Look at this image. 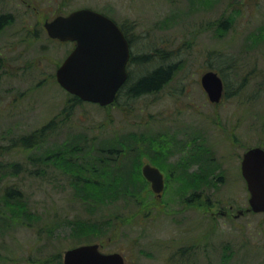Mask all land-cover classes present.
<instances>
[{
    "label": "rangeland",
    "instance_id": "374dc122",
    "mask_svg": "<svg viewBox=\"0 0 264 264\" xmlns=\"http://www.w3.org/2000/svg\"><path fill=\"white\" fill-rule=\"evenodd\" d=\"M84 6L133 30L129 79L105 107L57 83L72 45L42 29ZM1 15L0 264H63L89 242L125 264H264V213L234 216L248 207L242 156L264 148V0H0ZM160 65L173 72L158 89L130 91ZM209 69L225 85L217 103L200 84ZM63 155L104 168L113 197L87 195L74 174L88 170ZM145 163L163 172L158 199Z\"/></svg>",
    "mask_w": 264,
    "mask_h": 264
},
{
    "label": "water",
    "instance_id": "95a60500",
    "mask_svg": "<svg viewBox=\"0 0 264 264\" xmlns=\"http://www.w3.org/2000/svg\"><path fill=\"white\" fill-rule=\"evenodd\" d=\"M44 27L51 38L76 41L55 70L58 84L81 100L101 106L112 103L127 78L129 58L127 40L116 23L97 11L81 8L46 21ZM200 83L211 102L220 101L223 81L216 71H205ZM141 171L159 197L164 186L162 172L149 163ZM241 174L249 192L248 209L264 212V148L254 146L244 152ZM63 264H125V259L120 252H102L94 242L66 249Z\"/></svg>",
    "mask_w": 264,
    "mask_h": 264
},
{
    "label": "trees",
    "instance_id": "16d2710c",
    "mask_svg": "<svg viewBox=\"0 0 264 264\" xmlns=\"http://www.w3.org/2000/svg\"><path fill=\"white\" fill-rule=\"evenodd\" d=\"M8 19L10 20V17L7 18V16H0V29L2 28L3 25L8 23ZM148 56V55H145ZM173 68L171 65H160L156 67L154 70L150 71L148 74L141 76L131 87V92H134V94H141V93H146L152 90H156L160 87L161 84H163L172 74ZM76 104L81 103V101L77 97H73ZM50 126H44L40 129H38L33 135L29 137H24L21 139L23 145L25 146L27 141H31L28 143L30 146L33 145V142H37L39 140L44 139L51 129L49 128ZM110 152V151H108ZM58 159H60L59 155H57ZM65 157L64 155L62 156ZM68 156L65 158L67 159ZM69 159V165H74L78 167L77 169H87L88 172L85 173L87 174L86 177L81 176L79 174L80 171H75V176L74 179L77 182L82 183V187L86 188L87 195L88 193H91L93 196H91L93 199L97 198L98 201L102 202L104 198H112L113 197V190H114V185L112 179H109L107 183H103L104 180V174L105 170L104 168L98 167L96 164L91 163L92 167H88L87 164H83L79 159H74V157H68ZM68 165V164H67ZM122 182V180H121ZM14 188L11 190V188L6 189V194L11 195L13 193ZM16 190V194H19ZM14 196V195H11ZM88 238V240L95 239L93 237ZM89 235V233H87Z\"/></svg>",
    "mask_w": 264,
    "mask_h": 264
},
{
    "label": "flooded vegetation",
    "instance_id": "af4514ba",
    "mask_svg": "<svg viewBox=\"0 0 264 264\" xmlns=\"http://www.w3.org/2000/svg\"><path fill=\"white\" fill-rule=\"evenodd\" d=\"M20 2H25V0H19ZM81 8H89V9H92V10H95V11H98V12H100V13H102V14H104V15H106V16H108V17H110L106 12H103V11H100V10H97V9H95V8H91V7H87V6H84V7H79V8H76V9H81ZM76 9H72V10H70V11H68L67 13H57V14H55L52 18H50V19H45L44 20V22L42 23V29L45 31V33H46V30H45V27H44V23L46 22V21H49V20H52L53 18H55L56 16H58V15H67V14H69L70 12H72V11H74V10H76ZM2 16V15H1ZM3 16H5V15H3ZM6 16H8V15H6ZM115 23H116V25L118 26V28L120 29V31L123 33V35H124V37H125V39L127 40V43H128V51H129V58H128V61H127V63H126V70H127V74H128V76H127V79L125 80V82L120 86V88L118 89V91H117V93H116V95H115V99H114V101L113 102H116V100L118 99V97H119V95H120V93H121V91H122V89H123V87H124V85L127 83V81H128V79H129V66H130V63H131V60H132V58H133V52H132V44H133V30L132 31H128L127 29V27H125L124 25H123V23H119L118 21H116L115 19H113L112 17H110ZM47 34V33H46ZM48 36V35H47ZM49 37V36H48ZM50 38V37H49ZM51 40H55V41H58V42H61V40H59L58 38H50ZM62 42H69L71 45H72V47H71V49L69 50V52L75 47V45H76V41H74V40H66V41H62ZM134 85V84H133ZM132 87V86H131ZM130 89V91H131V88H129ZM128 89V90H129ZM132 93H134V92H132ZM150 164V163H149ZM151 165H153V164H151ZM153 166H156V165H153ZM157 167V166H156ZM159 168V167H158ZM141 169H142V167H141ZM159 170L161 171V169L159 168ZM162 172V171H161ZM141 174H142V172H141ZM162 174H163V172H162ZM144 179H145V177H144ZM147 182H149L147 179H145ZM163 181H164V175H163ZM149 184H150V182H149ZM155 197L158 199L159 197L157 196V195H155ZM229 208H232V206H229ZM228 212H229V210H222L221 211V214L222 215H227L228 214ZM246 212H250V210L248 209V207H246V208H244V209H239V210H237V212L234 214V216H241V215H243V214H245Z\"/></svg>",
    "mask_w": 264,
    "mask_h": 264
}]
</instances>
